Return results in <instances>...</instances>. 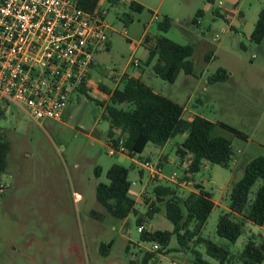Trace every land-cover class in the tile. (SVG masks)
Returning a JSON list of instances; mask_svg holds the SVG:
<instances>
[{
    "label": "rangeland",
    "instance_id": "obj_1",
    "mask_svg": "<svg viewBox=\"0 0 264 264\" xmlns=\"http://www.w3.org/2000/svg\"><path fill=\"white\" fill-rule=\"evenodd\" d=\"M130 1H99L111 27L109 45L94 54L89 91L73 95L60 121L45 119L38 124L14 105L0 118V131L10 143L7 166L0 173V264H140L147 251L155 252L148 264H194L191 244L182 249L172 235L159 253L152 249L153 242L140 240L132 213L114 218L96 199V185L107 183V169L120 164L129 169V194L144 213V201L151 202L156 184L142 165L145 159L161 168L160 183L175 185L169 180L173 173L183 177L180 183L185 178L191 182L176 183L180 195L197 190L195 185L212 194L215 205L202 228L203 238L233 253L240 252L251 236L264 244V227L250 222L234 243L216 234L218 216L228 211L230 189L241 179L245 164L264 156V37L259 43L249 39L264 0H134L142 5L140 11L131 9ZM199 10L202 14L196 16ZM165 16L171 27L158 31L156 23ZM159 35L193 47V74L180 72L169 82L144 64L147 48ZM131 59H138L139 65ZM219 68L228 77L210 82ZM137 72L148 87L182 105L185 118L194 112L215 123L212 135L231 140L229 167L204 161L198 172L184 176L188 157L181 160L176 149L185 133L162 147L148 143L134 157L108 153L110 121L103 115L108 95L98 84L113 89V76ZM96 167H100L98 176ZM258 185L252 187L250 199ZM145 226L173 229L164 205ZM102 243L109 245L105 255L100 252ZM194 249L216 264L203 244Z\"/></svg>",
    "mask_w": 264,
    "mask_h": 264
},
{
    "label": "trees",
    "instance_id": "obj_2",
    "mask_svg": "<svg viewBox=\"0 0 264 264\" xmlns=\"http://www.w3.org/2000/svg\"><path fill=\"white\" fill-rule=\"evenodd\" d=\"M115 4L118 0H108ZM85 10H93L99 0H77ZM129 7L140 11L142 5L131 0ZM199 10L196 16H200ZM196 23V19H194ZM172 21L167 16L156 23L158 31L167 32ZM264 37V7L260 10L254 29L249 39L259 43ZM148 38H146V41ZM109 43V42H108ZM107 43V45H109ZM106 45V47H107ZM145 65L151 66L155 76L173 82L180 72L193 74L191 60L193 47L166 38L156 37L153 47H148ZM209 56H206L208 59ZM226 71L219 68L209 77L210 82L223 81L227 78ZM98 89L108 95L104 105L103 115L110 121L108 143L117 144L123 138L125 154L134 157L140 154L148 143L162 147L178 134L185 133L184 139L178 144L176 153L182 159L188 156L185 174L198 172L204 161L229 167L233 156L231 140L225 136L212 135L215 123L205 117L195 114L191 118L183 116L182 105L160 95L152 90L139 78L123 74L113 89L98 85ZM86 95L85 88L80 89ZM5 112H0V118ZM118 130V133L115 132ZM10 150L9 141L0 131V173L7 166V155ZM146 160V159H145ZM95 175H100V167L95 168ZM129 169L120 164H112L106 171L107 183L96 185L95 195L105 212L118 219L127 217L130 213L135 216V223L142 225L140 240L157 242V252L161 253L168 245L172 235L176 236L182 249L189 248L194 264H211L200 256L194 249L203 244L205 254L216 261V264H264V244L258 243L253 236L248 238L238 253H233L228 247L218 245L201 236L202 228L215 203L212 194L203 187L192 190L185 196L180 195L178 185L160 183L157 178L152 187V200L145 199L146 211L140 213L136 200L130 196L131 181L128 179ZM259 182L253 198H249L252 187ZM164 205L165 216L172 223L173 229L149 230L145 223L150 220ZM264 227V156L258 155L250 159L244 166L243 175L230 189L228 211L218 216L216 234L234 243L244 232L246 223ZM109 245L101 244V254H106ZM129 245L126 246V251ZM155 252L147 251L140 264H148Z\"/></svg>",
    "mask_w": 264,
    "mask_h": 264
},
{
    "label": "built area",
    "instance_id": "obj_3",
    "mask_svg": "<svg viewBox=\"0 0 264 264\" xmlns=\"http://www.w3.org/2000/svg\"><path fill=\"white\" fill-rule=\"evenodd\" d=\"M109 29L99 2L89 11L77 0H0V112L14 105L38 124L60 121L73 95L83 94L82 87L89 91L94 54L106 47ZM122 76L112 77L115 86ZM107 150L110 155L125 153L123 138L107 143ZM142 165L150 178L160 177V167L148 160ZM181 178L173 173L169 180L191 184L187 178L180 183ZM158 247L153 242L152 249Z\"/></svg>",
    "mask_w": 264,
    "mask_h": 264
},
{
    "label": "crops",
    "instance_id": "obj_4",
    "mask_svg": "<svg viewBox=\"0 0 264 264\" xmlns=\"http://www.w3.org/2000/svg\"><path fill=\"white\" fill-rule=\"evenodd\" d=\"M201 14H202V12H201ZM107 47H108V45H107ZM134 77H136V78H139L141 81H142V79H141V76L139 75V72H137V74H136V76H134ZM152 90H154L153 88H152ZM156 92V91H155ZM185 111V109H183V112ZM193 114L192 115H195V114H198V113H194V112H192ZM201 115V114H200ZM202 116V115H201ZM192 116H189V117H187V118H191ZM116 131V133H118V130H115ZM169 142V140L166 142V144ZM165 146V145H164ZM188 157V156H187Z\"/></svg>",
    "mask_w": 264,
    "mask_h": 264
},
{
    "label": "water",
    "instance_id": "obj_5",
    "mask_svg": "<svg viewBox=\"0 0 264 264\" xmlns=\"http://www.w3.org/2000/svg\"><path fill=\"white\" fill-rule=\"evenodd\" d=\"M195 187L198 189V188H202L201 185H195Z\"/></svg>",
    "mask_w": 264,
    "mask_h": 264
}]
</instances>
